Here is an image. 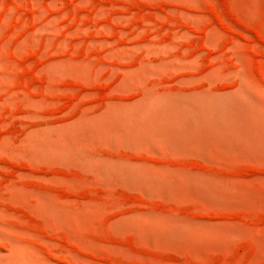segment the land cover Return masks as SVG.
I'll return each mask as SVG.
<instances>
[{
  "label": "rangeland",
  "instance_id": "obj_1",
  "mask_svg": "<svg viewBox=\"0 0 264 264\" xmlns=\"http://www.w3.org/2000/svg\"><path fill=\"white\" fill-rule=\"evenodd\" d=\"M0 264H264V0H0Z\"/></svg>",
  "mask_w": 264,
  "mask_h": 264
}]
</instances>
